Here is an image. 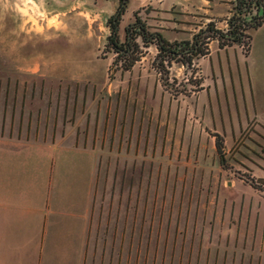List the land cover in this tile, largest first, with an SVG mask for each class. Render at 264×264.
Listing matches in <instances>:
<instances>
[{"label": "rangeland", "instance_id": "obj_1", "mask_svg": "<svg viewBox=\"0 0 264 264\" xmlns=\"http://www.w3.org/2000/svg\"><path fill=\"white\" fill-rule=\"evenodd\" d=\"M202 1L128 0L119 39L135 15L182 44L240 15L232 0ZM118 2L0 0L4 123L22 97L31 123L46 109L96 147L83 264H264V23L244 28L249 51L160 64L156 40L132 32L126 54L108 44Z\"/></svg>", "mask_w": 264, "mask_h": 264}, {"label": "crops", "instance_id": "obj_2", "mask_svg": "<svg viewBox=\"0 0 264 264\" xmlns=\"http://www.w3.org/2000/svg\"><path fill=\"white\" fill-rule=\"evenodd\" d=\"M214 1L199 6L214 10ZM175 3L182 7L189 0ZM232 46L238 44L211 43L204 58ZM208 87L206 82L200 92ZM5 95L0 109V264H83L97 149L76 133L64 134L63 116L60 123L49 124L46 109L36 111L31 123L22 97L15 117L12 98L4 123Z\"/></svg>", "mask_w": 264, "mask_h": 264}, {"label": "trees", "instance_id": "obj_3", "mask_svg": "<svg viewBox=\"0 0 264 264\" xmlns=\"http://www.w3.org/2000/svg\"><path fill=\"white\" fill-rule=\"evenodd\" d=\"M127 1L128 0H119L115 12L108 17V22L110 25V33L107 37L108 44L116 52L126 54L129 53L128 51L132 48V46H136V43L130 40L132 37V32L134 34H140L145 41L156 40L158 46L157 61L160 64H162L164 61L165 56L174 58L180 55L186 58L185 61L189 63L191 60V54L204 55L208 53L209 49L207 46V41H202L203 33L205 32H209L206 34V36L210 38L215 37L218 39L219 47H224L231 44H238L240 46L247 45V51H249L250 42L246 44L242 38L244 28H254L264 23V0H234V7L237 13L240 15H232L229 18V28L226 32L214 27L213 23L210 22L206 28L201 29L198 33L194 34L193 41L191 43L188 41L183 42L184 44L178 41L171 42L164 38L163 35L158 31H148L144 23L140 21L135 15V20L127 24L125 27V40L120 41L118 26L121 16L125 11ZM251 5L256 7V13L251 15L250 18L241 16V14L246 13V10H248ZM136 59V57L130 58L125 64V67L128 68ZM216 145L217 149L220 150L221 143L217 141Z\"/></svg>", "mask_w": 264, "mask_h": 264}, {"label": "built area", "instance_id": "obj_4", "mask_svg": "<svg viewBox=\"0 0 264 264\" xmlns=\"http://www.w3.org/2000/svg\"><path fill=\"white\" fill-rule=\"evenodd\" d=\"M233 2H234V0H233ZM256 11H257L256 7H255L254 5H251V6L249 7V9L246 10L245 15H246V14H249V18H250V16L253 15V14H255Z\"/></svg>", "mask_w": 264, "mask_h": 264}]
</instances>
